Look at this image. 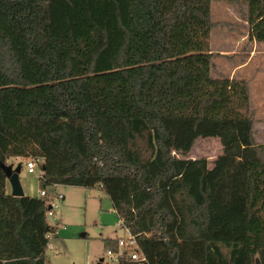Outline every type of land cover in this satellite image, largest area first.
<instances>
[{"label":"trees","instance_id":"16d2710c","mask_svg":"<svg viewBox=\"0 0 264 264\" xmlns=\"http://www.w3.org/2000/svg\"><path fill=\"white\" fill-rule=\"evenodd\" d=\"M213 1L0 0V164L100 188L146 264H264V144L248 84L211 76ZM226 1L264 43V0ZM209 137L212 169L187 158ZM50 202L12 196L0 166V264H46Z\"/></svg>","mask_w":264,"mask_h":264},{"label":"rangeland","instance_id":"374dc122","mask_svg":"<svg viewBox=\"0 0 264 264\" xmlns=\"http://www.w3.org/2000/svg\"><path fill=\"white\" fill-rule=\"evenodd\" d=\"M211 19V76L248 84L250 102L243 112L254 120L256 143L264 144V43L250 39L251 25L244 4L213 1ZM221 152L219 138H199L187 158H205L212 169ZM21 162L22 188L26 195L37 196L41 188L40 169L30 174L26 161H14L16 165ZM47 191L51 194L55 191L62 193L65 200L61 201L56 215L61 222L48 217L49 225L58 229L57 234L50 239L46 264H98L101 260L104 264L111 263L105 240L126 236L128 231L107 195L100 188L88 190L72 186L49 187Z\"/></svg>","mask_w":264,"mask_h":264},{"label":"built area","instance_id":"2783aa9c","mask_svg":"<svg viewBox=\"0 0 264 264\" xmlns=\"http://www.w3.org/2000/svg\"><path fill=\"white\" fill-rule=\"evenodd\" d=\"M28 173L34 174L37 171L38 168V162L37 160L31 159L27 161L26 163ZM41 174V171H40ZM52 186V187H56ZM40 196L47 197L51 200L50 202V208L48 210L47 216L49 218H53L54 220L59 221V219L56 218L57 212L60 209V203L61 201L65 200V197L62 193H59L55 191L54 193H49L47 190H41ZM119 253H113L112 251H108L109 259H111V263H116L120 257L124 255V251L128 253V255L131 257V259L139 264H146V258L143 254L139 251V246L136 241V238L134 235L128 232V234L124 237H122L119 240Z\"/></svg>","mask_w":264,"mask_h":264},{"label":"water","instance_id":"95a60500","mask_svg":"<svg viewBox=\"0 0 264 264\" xmlns=\"http://www.w3.org/2000/svg\"><path fill=\"white\" fill-rule=\"evenodd\" d=\"M0 166L7 176L10 189H11V195L14 197L25 196V193L22 188L21 181H20V174L23 168L22 164L19 163L18 165L14 166V164L5 165L1 163ZM255 264H261L259 259L256 260Z\"/></svg>","mask_w":264,"mask_h":264},{"label":"crops","instance_id":"0c3cea01","mask_svg":"<svg viewBox=\"0 0 264 264\" xmlns=\"http://www.w3.org/2000/svg\"><path fill=\"white\" fill-rule=\"evenodd\" d=\"M12 164L16 165L15 163H12ZM41 190H42V189L40 188L38 195H40V191H41ZM24 193H25V191H24ZM25 195H26V193H25ZM38 195H37V196H38ZM31 196H32V195H31ZM59 221H60V219H59ZM60 222H61V221H60ZM121 237H124V236H121ZM51 238H52V237H51ZM51 238H50V239H51ZM49 244H50V243H49Z\"/></svg>","mask_w":264,"mask_h":264}]
</instances>
